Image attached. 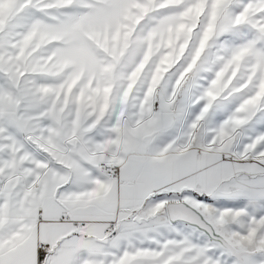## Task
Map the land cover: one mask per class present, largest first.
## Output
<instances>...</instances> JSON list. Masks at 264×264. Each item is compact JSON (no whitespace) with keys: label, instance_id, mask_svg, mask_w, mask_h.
Masks as SVG:
<instances>
[{"label":"snow or ice","instance_id":"snow-or-ice-1","mask_svg":"<svg viewBox=\"0 0 264 264\" xmlns=\"http://www.w3.org/2000/svg\"><path fill=\"white\" fill-rule=\"evenodd\" d=\"M0 264H264V0H0Z\"/></svg>","mask_w":264,"mask_h":264}]
</instances>
